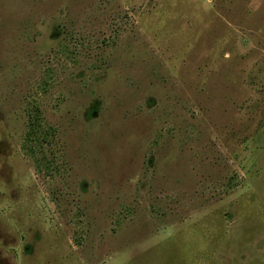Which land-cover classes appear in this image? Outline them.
<instances>
[{"label": "rangeland", "instance_id": "rangeland-1", "mask_svg": "<svg viewBox=\"0 0 264 264\" xmlns=\"http://www.w3.org/2000/svg\"><path fill=\"white\" fill-rule=\"evenodd\" d=\"M0 264H264V0H0Z\"/></svg>", "mask_w": 264, "mask_h": 264}]
</instances>
